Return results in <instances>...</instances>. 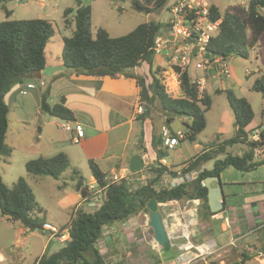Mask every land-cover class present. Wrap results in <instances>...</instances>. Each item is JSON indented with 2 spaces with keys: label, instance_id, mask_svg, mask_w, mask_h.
I'll list each match as a JSON object with an SVG mask.
<instances>
[{
  "label": "trees",
  "instance_id": "trees-1",
  "mask_svg": "<svg viewBox=\"0 0 264 264\" xmlns=\"http://www.w3.org/2000/svg\"><path fill=\"white\" fill-rule=\"evenodd\" d=\"M167 1L131 0L132 4L146 9L148 13L162 8ZM5 2L7 0H0L1 8L5 12V20L0 22V156L7 157L11 154V148L5 143L9 113L5 96L13 84H19L24 78L44 69L45 48L54 30L51 22L45 19H8L11 11L6 9ZM74 2L75 10L66 8L63 12L64 25L70 24L67 16L71 13L74 24L71 35L62 38L63 50L60 59L63 68L74 74L110 78L124 76L134 79L139 89V101L145 106L142 116L148 117L152 108L159 104L166 116L167 125L177 115L189 120V124H184V140L195 141L197 135L206 127L204 113L210 109L211 99L205 91L199 96L197 83L188 75V69L180 72L175 68L179 73L180 97L166 92L162 82L165 69L154 66L152 47L156 36L165 32L168 24L161 21L142 23L120 37H110L104 29L99 28L93 36L90 30V6L82 5V0ZM211 19H219L220 23L217 32L210 39L209 53L222 58L246 59L247 50L254 48L264 34V0H250L247 8H238L235 12H221L211 4ZM142 63L148 65V75L134 74L132 71ZM251 90L262 97L263 109L259 126L264 125V73L254 81ZM225 95L233 114L235 135L222 142L207 144L199 155L182 164L180 175L184 177V181L179 185L158 190L153 188L163 174L175 175L168 167L158 163V166L149 169L154 173L153 177L142 183L135 192L130 191V185L125 181L106 186L104 174L93 160H89L91 176L99 186L104 187L101 200L96 203L98 207L93 212L78 209L71 222L59 228L61 232H68V239L64 241L62 248L50 255L43 254L35 264H101L102 258L95 246L102 235V227L125 221L131 215L147 213L146 205L150 200L166 205L190 197L185 177L192 171H196L197 175L192 180L191 193L196 194V199L202 201L203 213L206 216L212 215L207 203V188L203 185L206 178L219 177L228 167L246 173L264 166V143L253 144L248 139V135L255 128H248L254 117L249 102L244 97L236 96L231 90H227ZM48 96V90L41 93L40 112L61 122L73 121L72 112L64 105L63 99L50 105ZM170 133L175 135L171 130ZM236 144H246L247 150L242 154L228 153L227 148ZM151 147L158 159L166 156V149L162 147L160 138H153ZM218 156L223 158L217 159ZM211 160L214 161L212 169L202 168L204 163ZM24 167L32 176L59 179L68 167V157L60 152L49 158L29 160ZM42 212L34 202L32 190L24 178H18L11 187L6 186L0 178L1 217L22 225L30 232H48L50 225L38 217ZM103 215L109 217L107 222L100 221ZM87 222L90 223L92 236L87 232ZM95 229L98 231L95 232ZM87 252H92V261L85 258ZM244 262L245 257L242 256L239 262L231 264ZM208 264L219 263L213 260Z\"/></svg>",
  "mask_w": 264,
  "mask_h": 264
},
{
  "label": "crops",
  "instance_id": "crops-1",
  "mask_svg": "<svg viewBox=\"0 0 264 264\" xmlns=\"http://www.w3.org/2000/svg\"><path fill=\"white\" fill-rule=\"evenodd\" d=\"M154 66L158 65L154 64ZM132 72L148 75V65L142 63ZM26 90H37L38 93L36 115L40 117V125L35 128L38 134L35 143H41L40 135L45 132L46 142L41 145V148L43 151L49 149L53 152L51 156L42 155L41 157L49 158L62 152L67 155L68 162H73L76 166L87 167L88 161L93 160L99 170L107 175L118 170L129 171L130 159L134 155H139L143 160L144 169L129 175L127 182L131 192H135L142 183L151 179L154 173L147 171L158 166V163L168 167L175 175L163 174L154 184V189L170 187L167 186V182L180 175L182 164L185 161L180 167L174 169L165 160L157 158L152 150L151 142L153 138L155 140L160 138V129L163 125H166L169 131L182 132L183 134L184 131L181 129L172 130L169 127L170 123L168 125L165 123L166 116L159 111L157 105L152 108L148 117H143V112H137L139 105L142 106L143 111L145 106L139 101V89L134 79L124 76L110 78L108 76L68 73L63 69L61 61L56 65L48 66L45 58V67L42 71L24 78L19 83L18 95L29 97L22 98L21 109L25 106L26 99L35 102L34 96ZM45 90L49 91L48 102L50 105L63 99L64 105L72 112L73 122L81 125L83 138L79 143L71 142L72 134L60 128L61 121L55 118H50V121L45 120L46 115L42 114L39 109L40 96ZM153 113L161 117L160 123L156 126L152 120ZM184 121H188V119L183 118ZM254 127L256 126L252 124L248 126V128ZM233 128L235 132L236 128L234 126ZM183 140L184 138L172 151H180L179 144ZM150 151L154 154L153 156ZM154 157H156L155 160ZM124 160L127 162L126 165L123 164ZM204 164L202 168H204ZM259 168L246 172V174H251ZM72 172L75 177L79 175L76 174L78 171L75 167ZM168 175L171 179L168 178ZM196 175V171L186 175L190 197H184L166 205H157L169 237L167 248L156 245L153 236L148 238L146 230H144L148 221L147 213L142 212L121 221L114 230H105L102 233L100 237L102 245H97L102 258L101 264H208L213 260L218 261L219 264H231L239 262L242 256L245 257L244 264H264L256 256L257 252H264V200H261L258 193L264 180L258 179L256 176H248L249 178H242L239 182L221 185L222 210L206 216L201 208L202 201L196 199V194L191 193L193 190L192 180ZM92 179L93 177L90 176V181ZM211 186H215V183H211ZM61 187L65 192L57 202L58 216L65 220L68 218V221L63 222L62 226L68 225L74 218L75 212L80 208L87 212L94 211L92 207L95 204H86L76 190L72 192L69 190V186L64 188L62 185ZM224 187H227L229 191L225 192ZM234 189L240 190L241 198L237 203L230 204L229 200L238 195L234 193ZM13 230L16 239L14 245L23 235L26 236L27 232H30L20 224L17 229ZM47 233L49 231L44 232V234ZM50 238L51 236L47 242L43 243L41 256L46 247L51 245ZM189 244L192 246L208 244L216 253L213 256L196 258L195 252L188 249ZM12 247L13 245L0 247V264L8 261L10 255L7 249Z\"/></svg>",
  "mask_w": 264,
  "mask_h": 264
},
{
  "label": "rangeland",
  "instance_id": "rangeland-1",
  "mask_svg": "<svg viewBox=\"0 0 264 264\" xmlns=\"http://www.w3.org/2000/svg\"><path fill=\"white\" fill-rule=\"evenodd\" d=\"M174 1L175 0H168L162 8L146 15L134 11L131 0H114L113 2L109 0H82V5H89L91 8L90 30L93 36L97 29L102 28L110 37H120L126 35L142 23L155 21L167 23L170 19V7ZM209 1L211 4L218 7L221 12L225 10L235 12L238 8H242L236 0ZM4 5L8 11H11L8 18L10 20L45 19L51 22L54 34L46 45L45 58L48 66L51 64H58V62L61 61L60 55L63 50L62 38L69 37L74 30L73 13L67 16L70 24L65 26L63 22V12L66 8L76 9L74 0H44L41 3L38 2V0H7ZM3 20H5V12L0 5V22ZM247 55L248 57L246 59L241 57H230L227 60L230 78H225L223 76L217 77L215 70L211 68L203 70L196 66L199 60H193L187 70L188 75L193 80H205L206 93L211 99L210 109L204 113L206 127L197 135L195 141L190 142L188 140H183L179 144L181 148L180 151L166 150V156L160 158V160H165L169 166H173L174 169H177L181 166L183 161L186 162L199 154L207 144L211 142H222L235 135L232 126L233 114L225 95L227 90H231L238 97L247 99L254 115L251 123L253 126L255 125L257 127L261 123V113L263 109L262 97L259 93L252 91L251 86L254 81L264 73V34L260 37L258 44L254 48L247 50ZM154 64L166 69L167 72L162 73V82L165 90L167 93L172 94V96L178 97L180 95V90L175 82V73L173 75L172 70L167 69L166 61L161 57L154 56ZM18 89L19 84H13L5 96L9 108L8 130L5 143L11 148V154L7 157L0 156V178L8 187H11L18 178H24L32 190L34 202L43 210L38 217L44 219L47 224L53 226L56 233L51 231L47 234L38 231L27 232L26 236L23 235L21 237V244L20 240L19 242L17 240L18 243L14 245L16 239L14 238L15 231L13 229H17L18 224L0 216V247L13 245L12 248L7 249L10 257L4 264H35L41 257L40 252L43 243L47 242L50 236L51 245L46 247V250L43 252L44 254L50 255L63 246V243L58 240L59 234L61 233L59 228L62 227L63 222L68 221V218L65 220V218L58 216L57 202L65 192L61 186L63 185L64 188L69 186V190L74 192L78 180H82L84 185L91 182V173L89 167L84 165L76 166L73 162H68L67 169L59 179H53L49 176L35 177L25 171L24 166L27 161L36 159L42 155L47 157L51 156L53 152L49 149L43 151L41 148V145L46 142L45 132L40 135V139H42L41 143H35L36 137L38 136L35 128L40 125V117L36 115L37 90H26L34 96L35 102L26 99V104L23 109H21L20 102L23 100L22 98L29 97L18 95ZM216 91L220 93H216ZM157 107L159 111L162 112L160 105L157 104ZM50 118L52 117L46 115L45 120L50 121ZM152 120L156 126L160 123L161 117L153 113ZM184 124H189V120L183 122L182 117L174 116L172 117L169 127L172 130L181 129L184 131ZM245 150H247L246 144H236L227 148V152L231 154H242ZM150 154L152 156L154 155L151 151ZM222 158L223 156H219V159ZM155 159L156 157H154V160ZM212 162L213 161L206 162L204 168L210 169L213 164ZM123 164H127L126 160H124ZM74 167L78 171L76 174H79L77 177H75L72 172ZM147 172L151 173L150 171ZM248 176H256L258 179L264 180V167L259 168L251 174L240 173L230 167L224 170L220 175V183L221 185L236 183L241 181L242 178H249ZM152 177L153 176H151V178ZM168 178H170V175H168ZM167 186H172L171 181L167 182ZM224 191L228 192L229 190H227V187H224ZM233 191L238 195L229 200L230 204L237 203L241 198L239 189H234ZM258 193L261 200H264V184ZM90 203H92V201H90ZM97 207L98 205L95 204L92 209L95 211ZM119 223L120 222H115L113 225L102 227V233L105 230H114ZM145 228L146 227H144V230H146L145 232L148 238H151L152 231ZM65 234L68 235L67 232H65ZM100 241L101 238L95 246L97 250H99L98 246L102 245ZM160 247L167 248L168 244ZM191 251H193V249H191ZM194 252L195 251H193V253ZM85 258L88 261H92V252L85 253Z\"/></svg>",
  "mask_w": 264,
  "mask_h": 264
},
{
  "label": "built area",
  "instance_id": "built-area-1",
  "mask_svg": "<svg viewBox=\"0 0 264 264\" xmlns=\"http://www.w3.org/2000/svg\"><path fill=\"white\" fill-rule=\"evenodd\" d=\"M43 1L38 0L40 3ZM236 1L243 8H247L250 2V0ZM169 12L170 19L167 22V29L165 32L156 36L152 51L154 56L161 57L166 61L167 69L172 70L173 75L175 73L177 87H179V73L175 71V68L182 72L189 68L194 59L199 60L196 64L197 67L203 70L211 68L216 71L217 77L223 76L229 78L228 58L212 55L208 51L210 39L217 32L220 23L219 19L215 21L211 19V2L209 0H175ZM163 72L166 73V69ZM193 81L197 83L199 96H201L206 88L205 80L195 79ZM137 112H143L141 105L137 107ZM60 128L72 134L71 142L74 144L79 143L83 138L82 127L76 122H61ZM183 138H185V135L182 132H175V135H172L166 125H163L160 129L162 147L168 151L174 149ZM248 138L253 144L264 143V125L255 127L248 135ZM130 174L131 172L128 170H118L104 175V182L106 186L120 184L122 181L127 182ZM178 176L171 181L172 186L179 185L184 181V177L181 175ZM85 188L89 200L93 204L99 203L104 187L99 186L93 178L89 184L85 185ZM48 230L56 233L55 228L52 226H48ZM65 232L67 231L65 230ZM65 232L62 231L59 234L58 240L60 242L68 239V235ZM188 247L189 250L193 249L195 251L196 258H205L207 256H213L216 253L208 244H199L196 246L189 244ZM256 256L264 263V252H257Z\"/></svg>",
  "mask_w": 264,
  "mask_h": 264
},
{
  "label": "water",
  "instance_id": "water-1",
  "mask_svg": "<svg viewBox=\"0 0 264 264\" xmlns=\"http://www.w3.org/2000/svg\"><path fill=\"white\" fill-rule=\"evenodd\" d=\"M132 8L134 11L141 13V14H148V11L146 9L141 8L137 4H132ZM179 116V115H177ZM144 169V163L143 160L139 155H134L129 162V171L131 173H136ZM211 183H215V186H211ZM203 185L207 188V203L209 206V210L212 213H217L222 210L223 204V193H222V186L220 183V178L218 176H212L208 177L204 180ZM76 192H78L80 198L86 203L90 204V200L88 198V194L86 191V188L84 186V183L82 180H78L76 186H75ZM93 205V204H92ZM158 204L155 200H150L147 205V224L145 229H150L152 231V236L154 242L158 246H165L169 242V237L167 234V230L165 227L164 220L162 218L161 213L158 210ZM109 220V217L106 215H103L100 217L101 222H107ZM98 229H95V232H97ZM87 232L90 236L92 234L90 233V223L87 222Z\"/></svg>",
  "mask_w": 264,
  "mask_h": 264
}]
</instances>
